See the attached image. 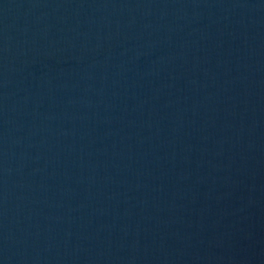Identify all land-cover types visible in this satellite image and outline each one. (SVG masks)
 <instances>
[{
    "label": "water",
    "instance_id": "1",
    "mask_svg": "<svg viewBox=\"0 0 264 264\" xmlns=\"http://www.w3.org/2000/svg\"><path fill=\"white\" fill-rule=\"evenodd\" d=\"M0 264H264V0H0Z\"/></svg>",
    "mask_w": 264,
    "mask_h": 264
}]
</instances>
